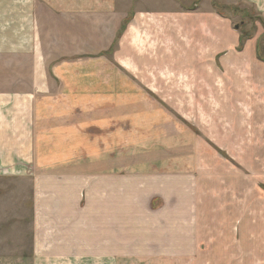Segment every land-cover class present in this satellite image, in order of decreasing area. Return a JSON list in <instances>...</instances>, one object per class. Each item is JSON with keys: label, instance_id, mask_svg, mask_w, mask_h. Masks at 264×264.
<instances>
[{"label": "crops", "instance_id": "0c3cea01", "mask_svg": "<svg viewBox=\"0 0 264 264\" xmlns=\"http://www.w3.org/2000/svg\"><path fill=\"white\" fill-rule=\"evenodd\" d=\"M195 1L0 0V174L54 172L40 174L35 187L58 189L47 199L38 195L37 211L45 213L38 212L33 226V264H129V254L146 253L135 247L140 239L127 240L124 230L110 228L111 217L120 220L125 192L103 190L81 206L76 189L124 185L108 179V173L123 171L119 164L95 170L93 156L105 163V157L123 156L143 142L165 139L166 147L174 146L173 110L153 92L191 86L228 92L216 106L235 109L231 123L253 125L249 110L259 104L255 100L264 106V0H216L261 17L262 36L251 31L242 48L237 16L215 0ZM114 43L117 49L110 52ZM250 149L246 145V155H255ZM46 153L52 160L44 161ZM79 156L91 163L79 168ZM245 170L264 172V161L259 167L252 160ZM259 190L264 206V182ZM248 234L260 236L256 242L264 247V227ZM182 235H191L190 225ZM250 250L259 251L254 245Z\"/></svg>", "mask_w": 264, "mask_h": 264}, {"label": "rangeland", "instance_id": "374dc122", "mask_svg": "<svg viewBox=\"0 0 264 264\" xmlns=\"http://www.w3.org/2000/svg\"><path fill=\"white\" fill-rule=\"evenodd\" d=\"M215 4L225 7L224 2L221 4L215 0ZM230 9L232 11H222L237 16L233 21L239 31H253L256 36L263 34L261 21L252 18L251 9L240 6ZM260 44L264 52V39ZM115 47L116 43L110 52L115 51ZM138 49L144 51L145 48L142 45ZM194 87L177 92L165 89L153 92L159 101L170 107L169 111L173 110V147H166L165 139L156 140V143L151 141L148 146L147 142H143L141 148L127 147L123 156L105 157L108 160L105 163L99 161L101 157L93 156L94 165L90 164V157L79 156V168L87 167V162L95 170H100L103 164L110 167L119 164L123 171L108 173V179L124 182L118 189L117 185L116 188H103L101 184L87 189L84 184L81 189H76L79 204L84 206L88 195H100L103 190L120 189L125 192L124 209H119L120 220L117 216L116 219L111 217L110 228L124 230L127 240L140 239L142 244L135 247L146 252L129 254L134 256L127 257L128 261L134 260H130L129 264H249V261L250 264H264V247L260 241L256 242L261 237L252 239L248 234L253 228L264 227V206L260 200L263 193L259 190V185L264 182V172L245 170L251 166L252 160L259 167L264 161V156H261L264 149V140L261 139L264 130L263 103L255 100L259 104L255 103L249 110L253 125L231 123V115L236 116L235 109L216 106L222 99H228V92L196 91ZM241 110L238 111L241 113ZM154 143L156 147L153 149ZM246 145L253 147L250 151H254L255 155H246ZM133 151L134 154H131ZM148 151H155L156 154H145ZM47 153L44 161L52 160ZM98 173L100 176L107 174ZM40 174L55 173L35 170L0 174V264L34 263L33 226L38 212L45 213L43 209L37 211L38 195L43 193L47 199L58 193L55 188H43L41 191L35 187ZM252 196L255 197L253 208L250 202ZM47 201L50 207L53 199ZM224 205L227 210L224 212L222 209L221 217H218L219 207ZM188 216L189 221L185 219ZM165 219L171 237L167 235ZM187 225H190V236L182 235ZM225 228L229 233L221 234ZM217 230L220 232L218 235ZM236 245L237 251H231ZM253 245L254 250L259 251H246ZM220 247L222 250H219Z\"/></svg>", "mask_w": 264, "mask_h": 264}, {"label": "trees", "instance_id": "16d2710c", "mask_svg": "<svg viewBox=\"0 0 264 264\" xmlns=\"http://www.w3.org/2000/svg\"><path fill=\"white\" fill-rule=\"evenodd\" d=\"M221 10H225V11H227V10H231L229 7H223V8H221ZM232 11V10H231ZM245 11V10H244ZM246 11H248V10H246ZM253 11V14L254 15H252V14H250L251 16H252V18L253 17H255V18H257L259 21H261V23L263 24V21H262V19L259 17V16H257V14L255 13V11L254 10H252ZM236 12H238V11H236ZM242 12V11H241ZM250 12V11H249ZM124 29V28H123ZM123 31V30H122ZM249 37H251V32H245L244 30H243V36H242V38H241V45H240V48H242L243 47V44H244V42H245V40H247V38H249ZM261 51H262V49H261ZM260 58L262 59H264V55H263V53L260 55Z\"/></svg>", "mask_w": 264, "mask_h": 264}]
</instances>
